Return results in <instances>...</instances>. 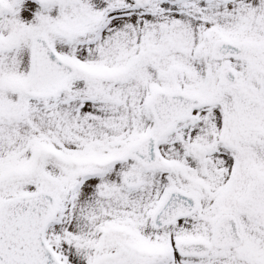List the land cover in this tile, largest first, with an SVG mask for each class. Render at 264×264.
Instances as JSON below:
<instances>
[{
    "label": "snow or ice",
    "instance_id": "6c2138e0",
    "mask_svg": "<svg viewBox=\"0 0 264 264\" xmlns=\"http://www.w3.org/2000/svg\"><path fill=\"white\" fill-rule=\"evenodd\" d=\"M0 264H264V0H0Z\"/></svg>",
    "mask_w": 264,
    "mask_h": 264
}]
</instances>
